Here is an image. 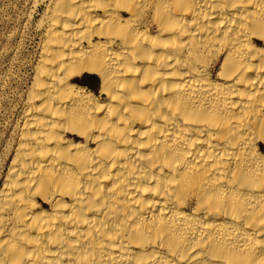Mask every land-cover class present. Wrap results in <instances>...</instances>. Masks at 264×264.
I'll use <instances>...</instances> for the list:
<instances>
[{"label": "bare ground", "instance_id": "obj_1", "mask_svg": "<svg viewBox=\"0 0 264 264\" xmlns=\"http://www.w3.org/2000/svg\"><path fill=\"white\" fill-rule=\"evenodd\" d=\"M34 3L0 264H264V0Z\"/></svg>", "mask_w": 264, "mask_h": 264}, {"label": "rangeland", "instance_id": "obj_2", "mask_svg": "<svg viewBox=\"0 0 264 264\" xmlns=\"http://www.w3.org/2000/svg\"><path fill=\"white\" fill-rule=\"evenodd\" d=\"M34 1L0 0V177L8 164V148L17 138L14 128L22 114L41 41L39 21L44 6H35ZM85 76L81 80L95 86L97 92L99 78Z\"/></svg>", "mask_w": 264, "mask_h": 264}, {"label": "trees", "instance_id": "obj_3", "mask_svg": "<svg viewBox=\"0 0 264 264\" xmlns=\"http://www.w3.org/2000/svg\"><path fill=\"white\" fill-rule=\"evenodd\" d=\"M86 77H87V76H83L84 79H85ZM81 84L87 86L88 88H90V89H92V90L95 89V86L89 84V83L86 82L85 80H81Z\"/></svg>", "mask_w": 264, "mask_h": 264}]
</instances>
